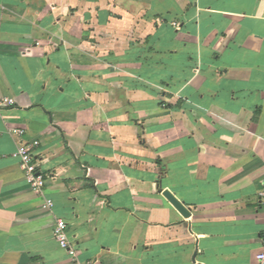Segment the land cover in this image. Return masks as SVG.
Masks as SVG:
<instances>
[{"label":"crops","instance_id":"crops-1","mask_svg":"<svg viewBox=\"0 0 264 264\" xmlns=\"http://www.w3.org/2000/svg\"><path fill=\"white\" fill-rule=\"evenodd\" d=\"M0 97V264H259L264 0H0Z\"/></svg>","mask_w":264,"mask_h":264},{"label":"built area","instance_id":"built-area-1","mask_svg":"<svg viewBox=\"0 0 264 264\" xmlns=\"http://www.w3.org/2000/svg\"><path fill=\"white\" fill-rule=\"evenodd\" d=\"M14 103L15 101L11 97H0V111L3 108L13 105ZM17 134L19 136L20 145L15 156L20 161L21 168L25 172V178L28 184L35 192L43 194L47 184V180L50 176L41 170V164L36 153L37 147L39 146L40 142L37 140L30 142L25 141L23 139L25 130L23 129L17 130ZM260 197H261V203L264 204V180L262 182ZM44 206L46 208H52L54 206V202L51 200H47ZM54 236L56 240L59 242L60 246L64 248L71 256L73 264H84L79 259V255L76 248L71 244L69 240V236L67 232V222L65 219L63 218L57 219ZM256 260L258 261L259 264H264V238H263V248L257 253ZM86 264H92V263H86Z\"/></svg>","mask_w":264,"mask_h":264},{"label":"water","instance_id":"water-1","mask_svg":"<svg viewBox=\"0 0 264 264\" xmlns=\"http://www.w3.org/2000/svg\"><path fill=\"white\" fill-rule=\"evenodd\" d=\"M164 195L185 217H189L191 215L190 209L187 208L183 202L178 200L169 190H166Z\"/></svg>","mask_w":264,"mask_h":264}]
</instances>
